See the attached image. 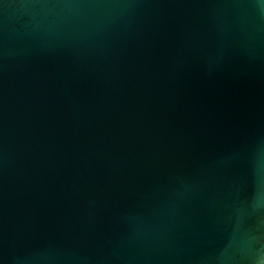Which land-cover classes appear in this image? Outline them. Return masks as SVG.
I'll use <instances>...</instances> for the list:
<instances>
[{"label":"water","instance_id":"95a60500","mask_svg":"<svg viewBox=\"0 0 264 264\" xmlns=\"http://www.w3.org/2000/svg\"><path fill=\"white\" fill-rule=\"evenodd\" d=\"M0 264H264V0H0Z\"/></svg>","mask_w":264,"mask_h":264}]
</instances>
